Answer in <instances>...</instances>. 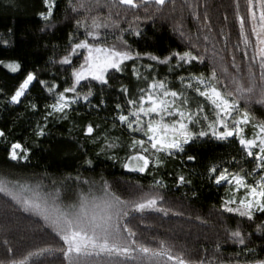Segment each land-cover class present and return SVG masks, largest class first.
<instances>
[{"label": "snow or ice", "instance_id": "obj_1", "mask_svg": "<svg viewBox=\"0 0 264 264\" xmlns=\"http://www.w3.org/2000/svg\"><path fill=\"white\" fill-rule=\"evenodd\" d=\"M150 0H68V8L77 14L82 9L85 13L96 11V15H84L75 21L77 30L84 28V38L78 42L70 43V50L61 57L60 63L72 64V57L79 50H85L86 55L79 67L72 68V83L63 90L55 81L39 79L35 71H27L22 81L15 87L10 95L13 103H19L26 96L30 85L37 81L48 93L53 94L54 103L45 105L47 112L45 120L56 113L64 115L72 104L78 103L82 98L88 100L93 95L92 90L82 94L78 90L81 81L92 77L102 84L108 83L109 69L122 71L124 62L139 59L147 55L153 61L171 64L176 61L175 67L182 68L185 64L195 62L210 63V72L206 75L189 72L186 76L178 77L180 88H173L165 79L156 78L155 74L149 79L143 76L137 66L132 68L133 75L146 81V87L140 88L137 98L127 99V107L116 104L117 119L130 130L131 139L127 142L126 154L122 158V167L130 171L144 173L149 166L164 164L163 156L171 157L177 152L183 153L185 145L195 143L201 138L216 141L238 140L245 157V163L253 165L250 170L241 168L238 172H229L219 164H213L207 169L208 179L214 180L217 185L227 183L230 186L228 196L222 200L221 209L227 213L237 214L247 221L255 223L257 213L264 215V119L258 118L253 111V105L264 107V0H245L246 11L240 12L239 0L236 2L235 22L238 25V42L231 49V60L224 62L214 46L210 49L205 45L203 51L198 50L197 43H190L184 51L173 50L163 59L151 53H139L131 50L124 33L129 29H120L119 19H114L112 10L119 6L129 9H139L146 6ZM157 6L156 12H162L166 0H151ZM47 6L46 11L39 13L45 21H51L56 0H43ZM191 8L192 15L199 19L197 5L185 4L180 6V11ZM107 9L105 17L103 10ZM172 12L177 8L173 4ZM117 17L119 12L116 13ZM151 18V17H149ZM139 19V17H136ZM182 16L177 20L176 31L180 36L191 41V37L181 29L183 28ZM227 20V16L224 17ZM90 21V22H89ZM207 12L203 14L201 23L212 31ZM113 28L120 32L115 35L114 42L108 44L106 32L102 29ZM131 28V25L129 26ZM141 33L136 30L135 35ZM220 35H224L223 28ZM229 35H224L227 46ZM91 38V41L89 40ZM70 41L72 37H69ZM208 35H203V41H209ZM8 43L7 40L4 41ZM237 55L241 62L237 63ZM11 72H18L22 65L18 60H10L5 64ZM151 69V64L146 66ZM124 93L127 87L122 86ZM3 90L0 89V92ZM189 92L196 93L206 101L198 104L194 109L190 105ZM103 103V101H101ZM36 109V104H31ZM206 106L208 110L206 111ZM198 130H193L197 128ZM96 125L95 128H98ZM251 129L247 135L246 128ZM94 125L88 123L84 131L89 136H94ZM140 134L143 138H140ZM37 135L43 136L44 129L37 126ZM6 136L0 129V138ZM103 139L104 150L116 149L115 141L104 136L95 137L93 143ZM123 150V146H120ZM6 159L10 162L28 161L32 148L25 146L21 141L15 140L7 144ZM113 157L120 159L115 156ZM195 155H189L188 161H195ZM235 161V157L232 158ZM85 163L92 165L91 159ZM251 177V182L249 181ZM64 178L58 184L56 179L45 175L35 183L20 180H9L0 176V193L10 198V202L18 207L19 211L28 213L40 221V232L50 234L55 239V244H39L25 250L17 256L16 248L8 238L10 229L7 225L0 227L5 238L0 241L5 248V255L0 258V264H42L39 258L59 254L62 264H264V258H255V249L248 246L246 234L237 225L229 231V236L243 246L242 252L251 258L238 259L220 258L218 252L213 255L199 256L193 259L187 256L184 250H176L175 244L166 240L152 243L141 242L137 232L130 226L138 213L158 212L165 216L171 212L165 208L166 197L160 191L166 188L163 180H154L148 191H143V186L138 182L131 187L140 191V195L133 199L124 198L117 194L112 185L102 179L97 182L80 175L72 179L76 185L73 197H69L71 186H66ZM44 179H50V187L45 191ZM177 183L190 184L184 175L177 177ZM80 185H87L85 191ZM243 195H240V193ZM197 194L193 192V196ZM182 216L183 213H176ZM201 220V217H196ZM207 223V221H202ZM251 226V225H250ZM255 230L264 232V221L255 223ZM155 244V246H152ZM58 245V246H57ZM220 244L215 248L219 250ZM240 254H235L238 257Z\"/></svg>", "mask_w": 264, "mask_h": 264}, {"label": "trees", "instance_id": "obj_2", "mask_svg": "<svg viewBox=\"0 0 264 264\" xmlns=\"http://www.w3.org/2000/svg\"><path fill=\"white\" fill-rule=\"evenodd\" d=\"M236 2L237 0H166L162 12H156L157 6L150 0L146 5L147 13L144 7L133 10L119 6L112 10V15L114 19H119L120 29H129L124 33V39L134 52L151 53L163 59L173 50L184 51L190 43H197L199 38L198 50L203 51L204 46L208 45L210 51L205 53L207 56L214 46L224 62L228 63L231 60V49L239 38L235 22ZM189 3L198 6L196 10L199 19L192 15L191 8L185 7L183 12L180 11L181 5ZM173 4L177 8L176 12L171 11ZM239 5L243 14L246 11L245 0H239ZM46 7L43 0H0V38L2 36L4 39H0V60L5 64L10 60H18L22 65L21 70L14 73L0 64V89L3 90L0 92V129L6 134L4 138H0V176L35 183L47 175L50 179H56L58 184L70 177L66 181V186H71L68 193L70 198L74 196L77 187L71 178L77 175L97 182L107 180L117 194L128 199L140 195V191L131 187L137 182L143 186V191H148L154 180L162 179L166 185V188L160 190L166 197L163 206L170 208L171 212L167 216L158 212L136 214L130 226L137 232L141 242L152 243L153 238L156 241L166 240L175 244L176 250H184L193 259L205 255V249L209 256L218 252L223 259H248L251 257L242 252L243 246L229 236V231L239 225L246 234L248 246L255 249V258H264V232L255 230V223L264 221V215L257 213V219L253 223L237 214L224 212L220 207L225 198L224 187L208 179L207 169L213 164L235 172L241 168L251 169L253 165L244 162L251 158L245 157L238 140L201 138L185 145L183 153L177 152L174 156L163 158L165 162L159 167L153 168L150 164L149 170L144 173L122 167V158L126 154L131 135L119 124L115 105L127 107V99L137 98L138 90L146 87L143 78L138 79L133 75V65L137 66L142 77L148 76L151 79L155 74L156 78L165 79L171 87L179 89V76H186L189 72H203L207 75L210 72L208 61L185 64L180 68L175 67L174 59L171 64H166L153 61L147 55H142L139 59L133 57L124 62L122 71L109 70L107 84L92 78L81 81L78 90L84 94L90 88L93 95L88 100L81 98L78 103L72 104L64 115L56 113L46 120L50 109H46L45 105L54 103L53 94L48 93L37 81L30 85L27 95L19 103L10 101V95L27 71H35L39 79L55 81L62 91L72 83V68L79 67L84 61L85 50H79L72 57L71 65L60 63L61 57L70 50V43L84 38V28L77 30L75 21L84 15H96V11L85 13L80 9L77 14L68 8V0H56L51 21H45L39 13L46 11ZM205 12L209 17L207 23H210L211 32L201 23ZM103 14L106 17L108 10L104 9ZM181 16V30L191 37V41L181 37L176 31L177 20ZM225 16L227 20L224 19ZM222 28L224 35L230 33L227 46L224 35H220ZM136 30L141 33L139 36L135 35ZM101 31L106 32L108 44L113 43L115 35L120 34L113 28ZM203 35H208L209 41H203ZM5 40L8 41L7 44L4 43ZM240 62L241 58L237 55V63ZM149 64L153 66L151 69L146 67ZM122 86L127 87V93L121 90ZM189 97L193 109L198 104H206L194 92H189ZM33 103L37 105L36 109L31 108ZM252 107L254 114L264 119V107L255 104ZM88 123H92L94 128L99 125L95 128L94 136H89L84 131ZM38 125L44 129L43 136L37 135ZM193 130H198V126ZM102 134L115 141L118 147L102 151L103 139L93 143L95 137H101ZM15 140L32 148L28 161H7L5 149L8 143ZM120 146H123V150ZM113 153L120 159L114 158ZM189 155H195L197 159L188 161ZM233 157L235 161H232ZM87 159H91L93 164H86ZM179 175H184L191 183H177ZM50 179L43 180L45 191L51 186ZM80 187L87 190V185ZM193 192L197 195L193 196ZM196 217H201V220ZM4 225L11 230L8 238L15 246L17 256L36 244H55V239L50 234L40 232L38 218L19 211L10 202V198L0 193V227ZM4 238V232L0 231V241ZM217 243L221 245L219 250L215 248ZM237 253L240 254L238 257L235 256ZM4 255L5 248L0 243V258ZM39 259L42 264H62L63 258L59 254H53Z\"/></svg>", "mask_w": 264, "mask_h": 264}, {"label": "rangeland", "instance_id": "obj_3", "mask_svg": "<svg viewBox=\"0 0 264 264\" xmlns=\"http://www.w3.org/2000/svg\"><path fill=\"white\" fill-rule=\"evenodd\" d=\"M2 41L4 40L3 38H2V36H1V38H0ZM85 53H86V51H85ZM110 70V69H109ZM87 78H92V77H87ZM86 78V79H87ZM92 79H94V78H92ZM95 80V79H94ZM97 81V80H96ZM3 82V81H2ZM97 82H100V81H97ZM1 84V83H0ZM11 101V100H10ZM13 103V102H12ZM119 124H121L120 122H119ZM122 125V127L124 128V129H126L127 131H128V133L130 134V130H128L127 128H126V125H123V124H121ZM246 133H247V135H251V129H250V127L249 128H246ZM138 136H140V134H137ZM140 138H143L142 136H140ZM130 139H131V136H130ZM163 158H167V156H163L162 157V159ZM169 158V157H168ZM153 168H157V167H159V166H155V165H151ZM127 169V168H126ZM127 170H129V169H127ZM229 172H234V171H232V170H229ZM251 177H249V181L251 182ZM157 180H159L158 178H157ZM221 185H223V187H224V194H225V198L228 196V193H229V189H230V186L227 184V183H223L222 182V184ZM240 195H243V193L241 192L240 193Z\"/></svg>", "mask_w": 264, "mask_h": 264}]
</instances>
